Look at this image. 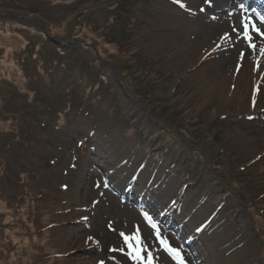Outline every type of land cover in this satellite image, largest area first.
Here are the masks:
<instances>
[{
    "label": "rangeland",
    "instance_id": "1",
    "mask_svg": "<svg viewBox=\"0 0 264 264\" xmlns=\"http://www.w3.org/2000/svg\"><path fill=\"white\" fill-rule=\"evenodd\" d=\"M242 1L0 0V264H141L121 233L152 264H264V2ZM177 18L221 27L206 72L240 47L249 86L178 65Z\"/></svg>",
    "mask_w": 264,
    "mask_h": 264
},
{
    "label": "bare ground",
    "instance_id": "2",
    "mask_svg": "<svg viewBox=\"0 0 264 264\" xmlns=\"http://www.w3.org/2000/svg\"><path fill=\"white\" fill-rule=\"evenodd\" d=\"M221 4H223L222 6H226V2ZM170 26L179 28L174 36V44L180 42L179 33L184 27L194 28L192 43L188 42L189 49L187 47L186 49L180 48L179 59L176 61L178 65L180 64L181 67L185 68V71L196 63L201 64L200 66L203 65L196 70L195 75L203 76V78H205L204 80H207V84L210 85V88L218 86L223 93H226L229 80H240L238 82V91L241 88H247L249 86V81L247 80H251V78L247 74L251 62H249V56L245 55V51L240 49L239 46V48H236L237 52L235 50L231 52V54L233 53L232 56L227 54L226 70L223 69L222 63H218L211 67L213 68L212 72H206L207 67L204 64L208 55H211L213 52V43L219 42V36H222L223 30L221 27L199 25L193 22L185 23L182 18L173 19ZM244 47H246V45ZM254 53L255 49L250 51V60L253 59L252 55H254ZM228 56L231 57L228 58ZM229 70H231V72H229ZM232 100L235 106L239 105L240 98L237 95H233ZM79 181L80 180H78V182ZM75 190H77V188H75Z\"/></svg>",
    "mask_w": 264,
    "mask_h": 264
},
{
    "label": "snow or ice",
    "instance_id": "3",
    "mask_svg": "<svg viewBox=\"0 0 264 264\" xmlns=\"http://www.w3.org/2000/svg\"><path fill=\"white\" fill-rule=\"evenodd\" d=\"M253 31H255L258 35L260 36H264V32L261 31L260 28L256 27L255 25H253ZM245 39L251 41L252 37L248 31V26L245 25ZM249 46L253 49H255L256 45L255 44H249ZM260 53L261 55H264V48L260 49ZM147 215V214H146ZM149 220H151V218L149 217ZM153 228H155V225H152ZM157 235H159L157 233ZM121 236L124 237L125 243L129 245L130 248H132V251L129 252V255L132 257V259L134 260H140L141 264H152V257L151 254H148V258L147 260L144 259V256L141 255L142 252H144V247H143V241L140 239L138 233L134 234L133 236H127L124 233H121ZM132 241H135V245L133 246ZM162 244L166 245L165 241H161ZM167 246V245H166ZM170 251L174 252L175 256L177 257V259H180V264H183V260L180 258V254L178 251H176L175 249H169Z\"/></svg>",
    "mask_w": 264,
    "mask_h": 264
}]
</instances>
